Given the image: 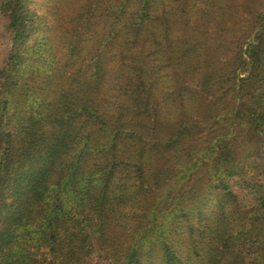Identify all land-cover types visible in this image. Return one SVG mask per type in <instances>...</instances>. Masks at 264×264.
Segmentation results:
<instances>
[{
  "label": "trees",
  "instance_id": "16d2710c",
  "mask_svg": "<svg viewBox=\"0 0 264 264\" xmlns=\"http://www.w3.org/2000/svg\"><path fill=\"white\" fill-rule=\"evenodd\" d=\"M262 8L0 0V264H264Z\"/></svg>",
  "mask_w": 264,
  "mask_h": 264
},
{
  "label": "rangeland",
  "instance_id": "374dc122",
  "mask_svg": "<svg viewBox=\"0 0 264 264\" xmlns=\"http://www.w3.org/2000/svg\"><path fill=\"white\" fill-rule=\"evenodd\" d=\"M234 6V5H233ZM264 9V8H262ZM241 10H244L241 5H237L236 8L233 7L231 11L225 15V23H227V26L231 29L228 31L229 33L234 34V32H237L236 28L238 27V24H240V27L245 30L246 26H248L251 18H252V12L251 10H245V12L240 13ZM240 13V14H239ZM240 15V17L238 16ZM3 20L0 19V63H3V61L6 59V57L10 53V49L12 47V42L8 36L7 33L3 30ZM243 32L236 33L237 35L242 34Z\"/></svg>",
  "mask_w": 264,
  "mask_h": 264
}]
</instances>
